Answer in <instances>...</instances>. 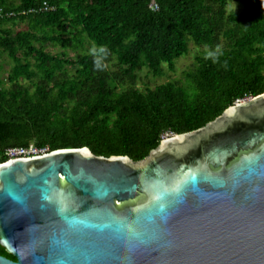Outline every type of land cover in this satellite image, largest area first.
Returning a JSON list of instances; mask_svg holds the SVG:
<instances>
[{
    "label": "trees",
    "instance_id": "1",
    "mask_svg": "<svg viewBox=\"0 0 264 264\" xmlns=\"http://www.w3.org/2000/svg\"><path fill=\"white\" fill-rule=\"evenodd\" d=\"M241 1L224 28L210 2L223 17L227 0H0V58L12 62L0 79V164L8 149L30 145L140 161L164 136L263 94L264 0ZM219 38L222 48L196 57L184 81L136 86L142 69L161 76L191 42L212 47ZM87 41L96 55L79 54ZM105 63L132 84L119 87ZM0 254L16 260L1 246Z\"/></svg>",
    "mask_w": 264,
    "mask_h": 264
},
{
    "label": "water",
    "instance_id": "2",
    "mask_svg": "<svg viewBox=\"0 0 264 264\" xmlns=\"http://www.w3.org/2000/svg\"><path fill=\"white\" fill-rule=\"evenodd\" d=\"M0 246V264H264V93L140 161L0 164Z\"/></svg>",
    "mask_w": 264,
    "mask_h": 264
},
{
    "label": "rangeland",
    "instance_id": "3",
    "mask_svg": "<svg viewBox=\"0 0 264 264\" xmlns=\"http://www.w3.org/2000/svg\"><path fill=\"white\" fill-rule=\"evenodd\" d=\"M214 7L216 14H219L217 17L224 21L223 27L226 26V20L230 13L233 12H241L243 10V3L241 0H227L225 8L223 9V17H221L222 9L220 6L210 2ZM25 25L19 24L14 27L15 30L24 29ZM223 38H219L212 47H199L193 42L190 43V51L187 55L178 59L175 64V69L173 71L169 70L168 66H165L163 69V74L161 76H153L151 72L147 69H142L137 73V81L136 86L140 89H144L145 87L155 88L159 85L165 84L169 81L179 82L184 81L185 72H187L195 63L196 57L209 54L213 51L220 50L224 45ZM49 51L52 53H59L62 50L60 48L49 47ZM69 56L72 59H77V54L71 50H69ZM80 55L83 54H92L96 55V47L93 46L89 41L86 42L85 48L80 50ZM106 69L110 72L115 73V80L119 87L128 86L132 84V80L129 79L131 77L125 75L124 73L118 72L116 67L112 65L104 64ZM12 69V62L5 56L0 58V79L7 82L8 74Z\"/></svg>",
    "mask_w": 264,
    "mask_h": 264
},
{
    "label": "built area",
    "instance_id": "4",
    "mask_svg": "<svg viewBox=\"0 0 264 264\" xmlns=\"http://www.w3.org/2000/svg\"><path fill=\"white\" fill-rule=\"evenodd\" d=\"M1 13V10H0ZM172 135L164 136L163 140L171 137ZM49 152V149H40L34 145H30L27 148H11L5 152L6 158L9 160H13L15 158H28L34 156H40Z\"/></svg>",
    "mask_w": 264,
    "mask_h": 264
},
{
    "label": "clouds",
    "instance_id": "5",
    "mask_svg": "<svg viewBox=\"0 0 264 264\" xmlns=\"http://www.w3.org/2000/svg\"><path fill=\"white\" fill-rule=\"evenodd\" d=\"M96 67H97V68H100V64H99L98 62H97V64H96Z\"/></svg>",
    "mask_w": 264,
    "mask_h": 264
}]
</instances>
